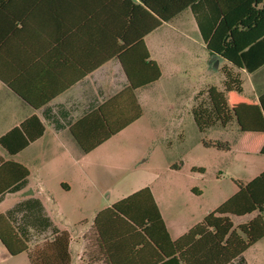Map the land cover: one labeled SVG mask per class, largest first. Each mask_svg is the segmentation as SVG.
Masks as SVG:
<instances>
[{
	"label": "crops",
	"instance_id": "obj_1",
	"mask_svg": "<svg viewBox=\"0 0 264 264\" xmlns=\"http://www.w3.org/2000/svg\"><path fill=\"white\" fill-rule=\"evenodd\" d=\"M195 3L156 27V13L159 8H156L154 0H151L150 8L141 0H0V138L24 125L10 146L16 148L24 139L28 140V144L15 154H11L1 145L0 149L9 157H17L27 152L36 159L48 158L54 155L60 141H66L75 146H69L70 148L89 154L135 124L142 117L144 104L142 98L146 99L143 95L160 84L163 78L150 50V45L153 46L156 42L154 35L162 28L171 26L187 11L194 20L196 28V32L192 31L194 38L181 40L169 36L163 42L165 68L170 76L167 89L179 92L186 87L190 88L191 82L194 81L191 89L194 97L191 109L193 115V109L198 102L205 99L208 89L223 91L227 73L240 80L242 91L239 95L246 101L258 104L259 97L264 95V64L249 73L244 68L235 67L219 54L210 52L203 40L201 29L208 30L211 15L216 14L218 10L211 0H200ZM170 10L168 7L167 12ZM178 23V28L186 25L184 21ZM190 44H195L198 48V54H194L191 60L184 58L186 47ZM261 44L264 53V41ZM145 55H148L147 62L157 64L160 77L157 81L133 91L136 103L141 109V116L92 151L84 153L70 128L129 87L123 62L128 64L127 68L136 82L148 79L149 73L133 74V64L139 65ZM144 63L146 64V61ZM243 75L252 76L248 84L250 98L243 96L245 93L241 79ZM212 77L217 79L213 81L210 79ZM197 95H200L198 99ZM123 98L110 109V117L106 118L110 119L112 124H122L124 118H130L134 114L131 96ZM90 120L92 121H89L88 125L94 122L102 123L101 117L94 116ZM234 122L231 121L222 127ZM237 130L239 134L235 145L241 137L239 128ZM63 149L67 151V148ZM22 169L26 171L25 177H22ZM29 177L30 172L24 164L5 159L0 154V192L7 188L0 194V203L8 196L14 200L9 208L0 212V233L14 232L27 248L26 252L11 256L0 240V264H31L28 253L52 242L61 232H67L69 235L70 264H84L83 255L87 251L77 239L87 230L94 232L100 264H110L105 256L104 246L98 239L95 219L101 211L148 188L137 189L116 202L107 203L95 211L90 228L72 234L53 225L44 210L41 198L35 196L34 190L30 187ZM37 178L38 192L49 194L41 172H38ZM61 188L66 192L70 190L65 182L61 183ZM98 194L102 195L99 192ZM151 195L171 242L182 237L213 211V208H207L199 220L189 226L173 219L167 222L152 192ZM58 213L64 216L59 208ZM257 215L258 213L254 212L242 217L232 215L228 217L234 227H237ZM234 218L241 221L236 224ZM117 228L119 229L117 237L123 233L121 238L116 237L114 240V243L125 251L120 260L121 264H172L160 261L163 258L162 250L142 231L125 233L120 225H117ZM159 233L166 249L170 250L163 232ZM244 253L241 259L247 264Z\"/></svg>",
	"mask_w": 264,
	"mask_h": 264
},
{
	"label": "rangeland",
	"instance_id": "obj_2",
	"mask_svg": "<svg viewBox=\"0 0 264 264\" xmlns=\"http://www.w3.org/2000/svg\"><path fill=\"white\" fill-rule=\"evenodd\" d=\"M179 21L186 25L178 28ZM195 29L187 11L154 35L155 45H149L163 75L161 83L143 95L146 99L142 98L140 120L91 153L72 149L69 146H75L66 141H60L54 155L48 158L36 159L27 152L9 157L0 149L5 159L20 162L29 170V185L58 229L72 234L82 232L92 226L96 210L143 187L151 190L167 222L173 219L189 226L207 208L214 210L235 194L237 182L246 184L264 169V156L234 149L239 134L235 122L226 127L215 125L203 132L197 129L191 111L194 81L190 88L179 92L167 89L170 76L164 63V39L169 36L193 39ZM194 54H198L197 46L188 45L184 58L191 60ZM214 77L210 79L216 80ZM251 78L241 77L246 98L251 96L248 91ZM214 142L227 143L230 150L204 146ZM38 172L49 194L38 192ZM62 182L70 187L69 191L61 188ZM13 202L11 196L5 198L0 203V212ZM58 208L64 216L58 213ZM262 217L264 220V213ZM233 220L236 224L241 221ZM77 241L87 251L83 255L84 264H100L94 232L85 231ZM244 260L247 264H264V237L244 253Z\"/></svg>",
	"mask_w": 264,
	"mask_h": 264
},
{
	"label": "trees",
	"instance_id": "obj_3",
	"mask_svg": "<svg viewBox=\"0 0 264 264\" xmlns=\"http://www.w3.org/2000/svg\"><path fill=\"white\" fill-rule=\"evenodd\" d=\"M141 1L147 8H150L151 0ZM199 1L154 0L156 8H159L156 13V27ZM211 1L215 3L218 12L211 15V25L208 30L201 29L207 49L219 54L237 68H244L249 73L255 71L264 64L261 44L264 41V0ZM168 7L171 9L170 12H167ZM198 20L200 23V18ZM140 46L142 48V44ZM147 60L148 55H145L141 58L139 65L134 63L133 74L135 72L140 75L149 73L148 79L136 82L135 77L127 68L128 64L123 62L129 87L70 128L84 153L92 151L141 116V109L136 103L133 91L157 81L160 77L157 64L152 61L147 62ZM223 84V91H217L215 88L208 89L205 99L198 102L193 109L197 128L202 132L212 126H225L229 122L235 121L241 132L235 149L246 154H264V95L259 97L258 104L246 101L239 95L242 91L240 80L227 73H225ZM128 95L131 96L133 104V116L124 118L122 124L110 123V119H106L107 116L110 117V109ZM198 96L200 95H197V99ZM94 116L101 117L102 123L93 121L92 125H88ZM23 128L24 125L15 128L0 138V145L11 154H15L28 144V140L24 139L17 144L16 148L10 146V143L16 139L15 137ZM204 146L220 151L229 150V146L221 142L204 143ZM23 176H26V171L22 169ZM236 186L238 190L234 195L209 212L199 224L193 226L173 242L169 240L165 232L158 209L148 188H144L101 211L94 224L98 239L104 246L108 262L118 264L125 254L123 248L114 243L115 238L119 235L117 225H120L125 233L142 231L162 250L163 258L160 259L162 262L172 264H244L241 259L242 254L264 237L262 217V213H264V171L246 184L237 182ZM6 189L2 190L0 194ZM254 212L258 213L256 217L237 227H234L228 217V215L242 217ZM161 231L170 250L166 249L164 241L159 237ZM121 235L117 238H121ZM0 240L11 256H16L27 250L14 232L10 231L4 234L3 231L0 233ZM68 243V233L61 232L52 242L29 252V260L31 264H70Z\"/></svg>",
	"mask_w": 264,
	"mask_h": 264
}]
</instances>
